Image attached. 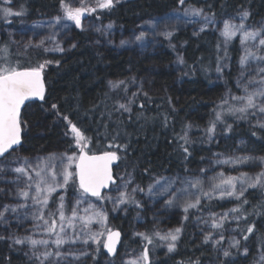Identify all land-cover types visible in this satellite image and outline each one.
I'll return each mask as SVG.
<instances>
[{
  "label": "trees",
  "instance_id": "obj_1",
  "mask_svg": "<svg viewBox=\"0 0 264 264\" xmlns=\"http://www.w3.org/2000/svg\"><path fill=\"white\" fill-rule=\"evenodd\" d=\"M65 2L69 0H63ZM180 4L179 0H113L110 8L88 12L103 23L111 21L118 26L110 32L109 41L100 38L98 33L76 28L64 42L68 52L61 54L20 51L13 47L6 34L7 28L32 20H54L55 15L63 13L61 0H0V67L7 65L9 54L20 51L25 55L14 58L23 63L22 67L44 65L46 82L44 98L28 103L22 111L21 145L5 158L21 155L33 162L48 158L60 160L66 148L71 152L78 148L76 134L71 131L75 125L85 137L81 141L86 145L84 149L90 153L117 152L120 163L115 173L122 168L125 176L133 177L142 192L168 176L162 186L153 190L152 205L138 195L125 203L124 212L109 217V229L126 232L121 248L142 252L147 248L150 253L147 264H204L210 260L219 264H247L258 248H264V180L238 199L205 201L200 205L209 211L239 209L238 233L247 244V254L235 252L222 259L209 244L194 236L193 211L181 224V236L172 253L155 246L152 225L163 229L176 227L184 204L195 199L199 190H211L218 179L215 171L206 170L213 162H204L211 152L238 149L241 156L236 166L262 163L264 156V129L230 112L231 104L220 105L225 99V87L238 90L240 41L233 39L224 44L222 36L211 27L196 31L184 18L169 20L171 13L182 7ZM183 6L202 10L217 21L244 10L249 13L246 21L250 25L264 21V0H185ZM5 8L22 14L5 17ZM28 29H23L24 34H28ZM168 29H173L174 33L159 40ZM141 32L146 35L142 42L136 39ZM25 40L36 42L22 37L21 41ZM143 44L147 50L142 49ZM225 53L230 58L228 67H225ZM119 81L123 83L117 87L110 84ZM139 84L142 88L137 87ZM123 101L128 102L130 112L119 108ZM217 113L222 120L216 119ZM213 119L217 134L227 131L204 143L203 129ZM185 135L187 144L181 139ZM239 138L246 140L241 147L237 143ZM182 146L187 147V153ZM253 168L244 167L251 173L260 167ZM0 179V209L9 206L7 219L11 224L18 227L30 224L36 210L26 209L20 198L17 201L13 197L16 192L8 188L11 182ZM76 191H80V187L75 177L67 185L66 193ZM135 200L144 204L141 215L151 244L133 235L137 218ZM51 201V207H55L56 196ZM12 207L16 208L15 212L11 211ZM248 227H253L251 233ZM0 236H4L1 231ZM24 248L0 239V264H38ZM104 249L100 245L97 257H89L86 264H103Z\"/></svg>",
  "mask_w": 264,
  "mask_h": 264
},
{
  "label": "rangeland",
  "instance_id": "obj_2",
  "mask_svg": "<svg viewBox=\"0 0 264 264\" xmlns=\"http://www.w3.org/2000/svg\"><path fill=\"white\" fill-rule=\"evenodd\" d=\"M97 3L98 0H69L68 3L65 2L64 4L72 8L81 6L87 8H95L96 11L99 10L97 9L99 8L97 7ZM183 4H180L182 6L180 9H177L175 12L171 13L169 20H174V17L184 18L185 20L190 22V25L196 31H201L202 28L203 30H205V28L211 27V30L218 32V34L222 36L225 42L224 44H229L233 39H238L240 41V56L241 58L248 56V59L243 65L241 64L240 60L239 65H237L238 71L236 83L238 86V90L231 91L229 88L225 87V99L221 101L220 105L222 106L223 104L229 103L231 104L233 109L242 107L246 102L233 99V97L246 96L248 93L264 89V72L259 71L260 69L264 68V59H257V57H264V45L259 44L260 39L264 38V21H261L260 24L257 25H250L246 21V19L241 21V13H233L232 15L225 17L223 20L217 21V19L206 15L204 12H201L200 15H195L194 10L198 9L187 8L183 6ZM95 11H90V14L95 13ZM90 14H88V12H85L83 14L81 18V27L79 28L76 27L73 21L66 18L63 10V13L55 15L53 17L54 20L52 21L43 22L41 21V19L32 20L27 23H23L18 27L7 28L6 34L9 35L13 47L24 52H36L39 50H44L49 53H67L68 50L66 49L64 42L71 38L72 31L76 28L87 29L92 33H98L100 35V38L102 37V39L109 41V39L111 38L110 32L112 33V31L118 28V26L111 21L103 23L101 22L102 20ZM56 17H60L59 22H57ZM225 22H228L230 25L236 26H239L241 23H243L244 28L240 31H236L235 35L229 38L223 34ZM65 25L67 26L65 27ZM109 25H111V27H109ZM28 27V34H24L25 31H23V29ZM94 28L97 29L95 30ZM257 29L261 30V34L255 39L244 38V31L253 32ZM164 33L172 34L174 33V30L168 29ZM164 33L159 36V40L162 41L167 37L166 35H164ZM1 36L2 35L0 34V37ZM22 37L29 38L36 42L32 43L28 40L22 42ZM145 40L146 35H144V37L140 39V42ZM145 45L146 44H143L142 49L147 50ZM20 51L15 54H9V62L4 67L10 66L17 69L24 68L22 67L24 66L23 63L17 61L16 58H14H22V56L25 55ZM249 53H251L252 55H249ZM229 62L230 58L228 54L225 53V67H228ZM220 74L221 71H219L218 75ZM137 87L142 88V85L139 84ZM245 87H247V92L244 91ZM131 96L132 95H130V97ZM126 101H123L122 104L128 107L129 104ZM225 101L227 102L225 103ZM262 102H264V97H257V107L249 108L244 113L235 112V114H237L241 118V120H247V122H249L250 124L264 129V112L259 111V106ZM220 119L222 120L221 114ZM211 122L212 123H209L203 129L204 143L212 141L214 137L227 131V129H225L223 132L217 134L216 128L218 127L216 125V122L214 119L213 121L211 120ZM213 123L215 124V131L209 133L208 129L212 127ZM245 141V139L239 138L237 141L239 145L238 147H241V145H243L242 143H244ZM77 147L78 148L75 149V152H71L66 148L64 150V153L61 154L60 160L48 158L44 161L33 162L29 158L25 156L22 157L21 155L10 156L8 158H5V155L4 157H0V169H3L2 171H0V178H2L4 182L10 181L11 184L14 181L13 185L9 184L8 187L12 188L11 191L16 192L13 197L17 201H19L18 199L20 198L26 209L30 208L36 210L30 224L23 223L22 226L20 225L21 227L11 224L10 220L7 219L9 211L5 212L6 222L0 221V231L4 234V239H7V241L12 245H19L21 247L25 246V253L29 252L30 256L38 264L39 261L34 256V253H43L45 251L53 253H55L56 251H60L61 253L68 254L63 259L57 258L55 256L49 257V259L45 261V264H52V262L54 261L56 262V264H86V261L89 257H97L98 247L100 245H103L104 247L107 236L113 229L108 228L109 217L112 214L117 215L119 214V212H124L123 210H125V203L128 204V201L135 199L138 195H142V199H145L152 205V196L155 193L153 192V190L155 189L156 191L157 187L162 186L164 184V181L168 180V176H165V180L162 179L163 181L161 179L158 180L156 182V185L151 186L152 191H149L150 187H148L147 191L145 190L144 192H142L141 190H137L133 192V189L138 187L135 183L134 178L131 176H125L123 169L120 168V170L116 172V174L118 175H116L117 182L115 184H112L110 189L105 191L99 198L84 194L81 189L80 191L66 193L67 185L76 177V163L80 152V147ZM238 152L239 150L236 148H231L229 150H226L225 152H211L204 161H213L210 162L209 168H207L206 170H208L209 172L215 171L218 174V179L215 181L214 185L219 184L221 179H227L228 177L236 178L234 180V183L236 185L237 195L242 187L245 194L249 189H256L264 180V177H261V182L257 184L256 187L249 186L251 183L255 182V177L259 173L264 172V156L262 163H257L256 165H245L249 168H253L254 166L260 167L255 171V173H251L249 172V170L247 171L244 169V165L236 166L237 160L241 156V154L239 155ZM70 156L76 157V159L73 160L71 164H69L68 161V157ZM37 165H39V168H37ZM17 167L25 168L26 173H16L14 169ZM65 170L71 172L73 175L68 183L66 185H63V173ZM37 171H40L41 175L44 176L47 180V184L42 183L41 188L46 189L48 184H52L53 180H55V191L49 193L45 190L37 193ZM29 176L32 177L31 180H29ZM29 185H31V187H29ZM59 185L63 186L61 187ZM14 186H16V188ZM223 187L227 188L228 186L224 185ZM212 189L209 191H207V188L199 190L198 195L196 197H193L195 199L199 197L200 199V204L197 205L196 208H190L186 213L182 207V209L180 210V219L178 220V225L176 227L163 229L156 224L155 226L152 225V234L156 239L154 240V242L156 243L155 246L160 247L165 253H172L176 249L177 243L181 236L180 233L178 234V239L174 242L175 248L171 252L168 251V245L173 242L170 239H161V237L167 235L170 232L174 233L176 228H180L181 224H184L186 218L189 217V212L193 211L194 218L192 221V230L194 236L200 239L202 242L209 244L211 249L216 250V252L219 253V256L222 259L227 258L223 255V252L225 250L229 251L230 255L235 254V252H239L240 254H247V244L244 243L245 241L243 240V236L238 233L237 227V222L239 221V218L241 219V217L237 212L231 211L234 207L219 211H209L200 207L201 203L205 201H230L238 199L237 195L221 197L220 192H211ZM21 190L28 192V196L24 197L20 195ZM216 190L220 189H215L213 191ZM2 192L4 193V191ZM121 193L126 194L124 197L126 200L125 203L118 202L121 198ZM204 193H209V195H205ZM55 196L57 198V201H55L56 206L51 207V199ZM45 197H47L46 203L43 202ZM195 199H192L188 202H195ZM15 203V206L18 207V202L15 201ZM61 205H63V207H61ZM143 205L144 204L141 200H135L134 207L137 213V218H135V232L133 233V235L135 236H137L139 233H143L147 236V233L145 232L144 219L141 215L144 209ZM4 207H1L0 211H3ZM61 212L64 215L63 220H61L60 218ZM73 212H75V215H73ZM225 214L227 215V218L221 221V217L225 216ZM46 221L47 223H45ZM53 222L55 223L54 230L49 231L48 229L52 227ZM214 222L222 223V227H213ZM124 234H126V232H124ZM209 234L211 235V238L207 242H205V236ZM139 236L141 238H144L141 235ZM25 237H30L31 239L35 240H46L48 243L47 245L37 244L35 247H33L27 241L22 244H16L14 242L16 238L24 239ZM92 237H94L95 239H92ZM57 239H61L64 241V243L59 247L56 244ZM86 239L88 242L85 244L83 241ZM235 241L240 242L238 247L231 246ZM245 249H247V252H245ZM142 254L143 252L141 250L130 247H123L120 248L118 254L115 257H111L106 254V256L102 258V262L103 264H133V262H136V264H145V262L140 259V257H142ZM148 256H150L149 252ZM262 256H264V248L260 247L257 249L255 255L247 264H264V260H261ZM204 264L219 263L216 262V260H210L205 262ZM222 264L228 263L222 262Z\"/></svg>",
  "mask_w": 264,
  "mask_h": 264
},
{
  "label": "snow or ice",
  "instance_id": "obj_3",
  "mask_svg": "<svg viewBox=\"0 0 264 264\" xmlns=\"http://www.w3.org/2000/svg\"><path fill=\"white\" fill-rule=\"evenodd\" d=\"M7 2V0H6ZM119 2V0H117ZM181 4L184 3V0H179ZM62 7L64 8L65 16L68 20H71L75 23L76 27H81V18L85 12L95 11V8H87L84 6L81 7H68L66 4L63 3V0H61ZM113 6V0H98L97 7L99 8H110ZM5 17L8 15H21L22 13H12V10L10 8H5L4 10ZM202 10H194L195 15H200ZM249 16L248 11L244 10L240 14L241 21L246 19ZM57 22H59L60 17H56ZM67 25H65L66 27ZM111 27V25H109ZM244 28L243 23H241L239 26L236 25H230L228 22H225L224 25V35L226 37H232L235 35L236 31H240ZM203 31V28L201 29ZM261 34V30L257 29L253 32L244 31L243 36L245 39H255L257 36ZM145 33L141 32L139 36L136 37L137 40H140L144 37ZM166 36H170L171 33H164ZM122 44L125 43L124 41L121 42ZM260 45H264V38L260 39L259 41ZM62 50V49H61ZM7 51L6 49L4 50ZM249 55H252L249 53ZM248 59V56L241 58V64L243 65ZM257 59H264V57H257ZM44 68V65L41 64L38 67L35 68H26L24 70H18L15 67H0V157L4 156L5 153L9 151V149H12L14 145H18L20 143L21 139V120H20V110L21 106L24 104L26 100H29L31 97H39L40 99H43V83L41 79V72ZM217 71H220L218 68ZM260 72H264V68L259 70ZM123 81H119L116 83L110 82L113 87H117L118 84H122ZM245 92H247V87L244 89ZM257 97H264V89L254 91L251 93H248L246 96L241 97H233V99L242 100L246 103L239 108L235 109H229L230 112H240L244 113L247 109L257 107L256 104V98ZM227 101H225L226 103ZM56 105H53V108H55ZM120 109H123L124 111L130 112L131 109L128 108L126 105L121 104L119 106ZM259 111L264 112V102H262L259 106ZM217 120L220 119V113H217ZM65 119H67L65 117ZM230 128V126H228ZM71 131L76 134V143L80 147V155H79V164H77V175L79 176V186L80 189H82V192L84 194H90L94 197H100L101 196V189L107 187L109 182L114 183L112 176V170L111 165L113 161H116L119 159L118 155L114 151H105L100 156H88L87 153H85L84 148L86 145H82L81 141L85 140V137L80 132V130L75 126L72 125ZM215 131V124L213 123L212 127L208 129L209 133H212ZM181 139H184L185 144L188 143V140L185 137H181ZM183 147V146H182ZM183 151L185 153L188 152L187 147H183ZM76 157L70 156L68 157L69 164L73 160H75ZM37 168H39V165H37ZM3 169H0L2 171ZM16 173L24 174L26 173L25 168L17 167L14 169ZM72 173L68 172L67 170L63 173V185H66L68 181L72 177ZM246 175V174H242ZM36 176L38 177V182L36 183V190L37 193H40L41 191H47L49 193L55 191V180H53L52 184H48L46 189L41 188V184H47V180L44 176L41 175L40 171L36 172ZM261 177H264V172L259 173L255 177V182L251 183L250 187H256L257 184L261 182ZM29 180L32 179L31 176L28 177ZM235 177H228L227 179H221L219 184H215L213 186L212 190L220 189V195L221 197L224 196H233L237 195L236 192V185L234 183ZM199 183V182H198ZM59 185V186H63ZM227 185V188H224L223 186ZM193 187L196 185L193 184ZM31 187V185H29ZM141 190L138 187L133 189V192ZM149 191H152V188L150 186ZM165 191L167 189L165 188ZM205 195H209V193H204ZM244 189L243 187L240 189L237 198L240 196H243ZM20 195L27 197L28 192L21 190ZM125 193H121V198L119 199V203H125ZM130 198V197H129ZM37 199V198H34ZM63 199V198H61ZM39 202V201H38ZM44 203L47 202V197H45ZM169 204L172 203L171 200L168 201ZM244 203H247L245 200ZM200 204V199L197 197L195 199V202H186L183 206L184 211L187 213L190 208H196L197 205ZM20 207H23V205H20ZM63 207V205H61ZM9 211V206H5L3 211H0V221L6 222L5 218V212ZM11 211L15 212L16 208L12 207ZM231 211L237 212L239 211L238 208H233ZM73 215H75V212H73ZM42 218V217H41ZM61 220L64 219V215L61 212L60 216ZM227 215L221 217V221L226 219ZM47 223V221L45 222ZM55 227V223L53 222L52 227H50L48 230L53 231ZM213 227L218 228L222 227V223H213ZM63 230V229H61ZM181 229L176 228L174 233H168L165 236H162L161 239L165 240H171L173 243H170L168 245V251L171 252L175 248V241L178 239V234L180 233ZM247 231L251 233L253 231V227H248ZM138 235H141L144 237L145 240L149 244L152 243V240L150 237L146 236L143 233H139ZM158 235V233H157ZM120 236L119 232L116 233H110L108 236V242L104 244V247L107 248L109 253H115V245ZM211 238V235L205 236V242H207ZM247 239V236L244 237ZM0 239H4L3 236H0ZM92 239H95L92 237ZM25 241L29 242L33 247H35L37 244H43L47 245L46 240H35L31 239L30 237H25L24 239L16 238L15 243L16 244H22L25 243ZM85 244L88 242L87 239L83 241ZM64 241L61 239L56 240V244L59 247L61 244H63ZM239 241H235L231 246L232 247H238ZM245 252H247V249H245ZM68 255L67 253H61L60 251H56L55 253L45 251L43 253H34V256L39 261V264H45V261L49 259V257L55 256L57 258L63 259ZM223 255L225 257H228L230 255V252L225 250L223 252ZM42 257V258H41ZM145 264H147L149 256H148V249L145 248L143 251L142 257H140ZM261 260H264V256L261 257ZM52 264H56V262H52ZM133 264H136V262H133Z\"/></svg>",
  "mask_w": 264,
  "mask_h": 264
},
{
  "label": "water",
  "instance_id": "obj_4",
  "mask_svg": "<svg viewBox=\"0 0 264 264\" xmlns=\"http://www.w3.org/2000/svg\"><path fill=\"white\" fill-rule=\"evenodd\" d=\"M26 68H28V67L19 68L18 70H24V69H26ZM41 79H42L43 89H44V92H43V98H44V96H45V94H46V82H45V77H44V72H43V70H42V72H41ZM39 100H42V99H40L39 97H31L29 100H26V101L24 102V104L21 106V110H20V120H21L22 111H23V109L25 108V106H26L28 103L32 102V101H39ZM22 140H23V129H22V126H21V139H20V143H19L18 145H14L12 149H9V151H8L7 153H5V155L8 154L9 152H11L12 150L16 149L17 147H19V146L21 145V143H22ZM84 151H85V153H87L88 156H93V155H95V156H100V155H102V154L105 152V151H103V152H94V153L92 152V153H90V152H88L86 149H84ZM110 151H111V150H110ZM114 152H115V151H114ZM116 153H117V152H116ZM79 155H80V152H79ZM79 155H78V160H77V163H76V179H77V181H78V184H79V176L77 175V172H78L77 164H79ZM117 155H118V157H119V154H118V153H117ZM119 163H120V157H119L118 160L113 161V163H112V165H111V170H112L113 180H114L115 182H114V183L109 182L108 185H107V187L102 188V189H101V195H102L105 191L109 190L112 184H115V183L117 182L116 173H115V168L119 165ZM79 187H80V186H79ZM81 190H82V189H81ZM87 195L91 196L90 194H87ZM93 197H94V196H93ZM116 232H119V233H120V236H119V238H118V240H117V242H116V245H115V253H114V254H113V253H109L108 250H107V248H105V253H106L107 255L111 256V257H115V256L118 254L119 249H120L121 244H122V240H123V232H122V230H120V229H118V228L112 229V230L109 232V234H110V233H116ZM109 234H108V236H109ZM108 236H107V239H106V243L108 242Z\"/></svg>",
  "mask_w": 264,
  "mask_h": 264
},
{
  "label": "flooded vegetation",
  "instance_id": "obj_5",
  "mask_svg": "<svg viewBox=\"0 0 264 264\" xmlns=\"http://www.w3.org/2000/svg\"><path fill=\"white\" fill-rule=\"evenodd\" d=\"M123 236H124V234H123ZM121 248V247H120ZM120 250V249H119Z\"/></svg>",
  "mask_w": 264,
  "mask_h": 264
}]
</instances>
